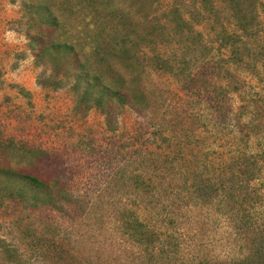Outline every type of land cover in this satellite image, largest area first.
I'll return each instance as SVG.
<instances>
[{
  "label": "rangeland",
  "instance_id": "obj_1",
  "mask_svg": "<svg viewBox=\"0 0 264 264\" xmlns=\"http://www.w3.org/2000/svg\"><path fill=\"white\" fill-rule=\"evenodd\" d=\"M27 2L0 0V163L57 183L68 201L0 202V264H264V0L246 4V34L226 0H180L183 34L167 22L174 0H115L162 30L140 53L146 109L108 116L79 111L65 82L42 87L51 71L29 49ZM140 174L154 195L135 191ZM135 201L148 224L174 223L166 257L122 234Z\"/></svg>",
  "mask_w": 264,
  "mask_h": 264
},
{
  "label": "trees",
  "instance_id": "obj_2",
  "mask_svg": "<svg viewBox=\"0 0 264 264\" xmlns=\"http://www.w3.org/2000/svg\"><path fill=\"white\" fill-rule=\"evenodd\" d=\"M179 1L174 0L167 22L175 32H192L178 7ZM226 1L237 29L245 34L252 30L255 19L246 8L252 0ZM24 9L38 31L29 36L35 64L47 66L51 71L48 78L42 76L45 80L40 82L42 87L58 89L65 82L81 112L96 109L108 116L110 109L116 107L146 109L140 53L161 33L158 24L146 25V16L136 20L129 9L115 5V0H28ZM5 149L38 160L47 157L44 152L12 144ZM245 177L252 178L250 174ZM133 183L139 194L150 196L156 192L141 174ZM63 199L68 201L57 183L0 163V202L10 200L29 210L44 207L57 210L62 209ZM141 205L135 201L122 212V234L147 254L155 251L160 253L157 259L166 257L169 251L162 246L168 244L173 249L168 230H172L174 223L167 222L165 229L148 224L142 218L146 204Z\"/></svg>",
  "mask_w": 264,
  "mask_h": 264
}]
</instances>
